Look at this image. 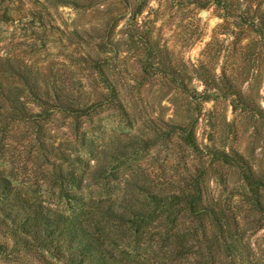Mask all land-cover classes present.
Listing matches in <instances>:
<instances>
[{"label": "rangeland", "instance_id": "1", "mask_svg": "<svg viewBox=\"0 0 264 264\" xmlns=\"http://www.w3.org/2000/svg\"><path fill=\"white\" fill-rule=\"evenodd\" d=\"M220 15L206 0H0V92L25 91L38 114L0 132V166L16 186L70 212L55 148L88 159L86 139L105 151L101 163L120 156L111 164L126 172L135 163L124 158L129 138L157 130L139 165L168 168L167 123L197 119L202 145L234 148L264 171V47ZM227 178L224 195L240 192L239 177Z\"/></svg>", "mask_w": 264, "mask_h": 264}, {"label": "trees", "instance_id": "2", "mask_svg": "<svg viewBox=\"0 0 264 264\" xmlns=\"http://www.w3.org/2000/svg\"><path fill=\"white\" fill-rule=\"evenodd\" d=\"M206 2L217 7L224 23L244 26L264 47V0ZM24 92L14 98L0 92L1 133L38 115L23 100ZM196 124L197 119L167 123L174 145L168 168L139 165L156 146L157 130L129 138L131 152L124 158L135 163L126 172L111 164L120 156L101 163L97 155L105 151L94 150L86 139L81 145L88 159L55 148L58 185L61 197L73 204L70 212L16 186L0 166V259L11 264L27 258L39 264H264V171L234 148L202 145ZM34 143L44 145L39 136ZM225 167L239 177L240 192L224 195L230 187L228 173L221 172Z\"/></svg>", "mask_w": 264, "mask_h": 264}, {"label": "water", "instance_id": "3", "mask_svg": "<svg viewBox=\"0 0 264 264\" xmlns=\"http://www.w3.org/2000/svg\"><path fill=\"white\" fill-rule=\"evenodd\" d=\"M203 15H204V16L207 15V11H203Z\"/></svg>", "mask_w": 264, "mask_h": 264}]
</instances>
